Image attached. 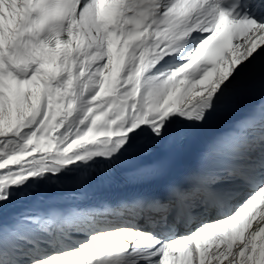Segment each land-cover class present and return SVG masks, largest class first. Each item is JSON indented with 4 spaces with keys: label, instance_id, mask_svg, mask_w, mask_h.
Masks as SVG:
<instances>
[{
    "label": "snow or ice",
    "instance_id": "6c2138e0",
    "mask_svg": "<svg viewBox=\"0 0 264 264\" xmlns=\"http://www.w3.org/2000/svg\"><path fill=\"white\" fill-rule=\"evenodd\" d=\"M257 73L264 0H0V264H264V105L165 182ZM125 157L162 192L102 226L50 209L3 227L39 182Z\"/></svg>",
    "mask_w": 264,
    "mask_h": 264
},
{
    "label": "bare ground",
    "instance_id": "6f19581e",
    "mask_svg": "<svg viewBox=\"0 0 264 264\" xmlns=\"http://www.w3.org/2000/svg\"><path fill=\"white\" fill-rule=\"evenodd\" d=\"M65 179V175L60 176L59 180L52 178L50 181H41L33 189L30 190V195L27 198H14L12 203L5 209L3 216L8 211H17L20 214L30 213L31 204L39 205L41 200L37 197L44 198V194L48 189L59 186V183Z\"/></svg>",
    "mask_w": 264,
    "mask_h": 264
}]
</instances>
